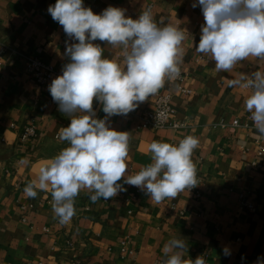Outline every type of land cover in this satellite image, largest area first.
<instances>
[{
    "label": "crops",
    "instance_id": "0c3cea01",
    "mask_svg": "<svg viewBox=\"0 0 264 264\" xmlns=\"http://www.w3.org/2000/svg\"><path fill=\"white\" fill-rule=\"evenodd\" d=\"M55 3L0 0V50L5 49L0 55V264H163L164 245L173 238L186 241L185 258L193 261L201 255L209 264L264 261V154H259L264 135L256 131L245 108L251 90L230 83L242 74L264 73V61L249 57L229 72L217 71L210 56L196 51L205 23L198 0H84V5L95 14L109 6L122 8L132 19L150 10L160 27L171 24L185 30L179 65L185 81L166 78L157 93L128 115L110 117L109 123L130 136L126 175L152 163L153 141L178 144L185 136L197 137L192 160L201 198L181 192L155 203L140 188L124 184L126 191L93 203L89 190L83 189L75 198L71 222L60 224L49 192L26 197L25 185L68 146L57 134L70 124V117L59 111L49 85L30 80L26 61L38 56L60 75L70 62L66 49L77 41L48 13ZM94 43L104 49V58L124 66L120 46ZM181 86L191 93H182ZM159 93L171 96L174 118L186 122V128L141 127L140 117L152 109ZM93 108L96 118L105 117L100 103L94 101ZM235 120L242 125L232 127ZM31 125L37 136L22 142L21 132ZM242 195L255 211L241 206Z\"/></svg>",
    "mask_w": 264,
    "mask_h": 264
},
{
    "label": "clouds",
    "instance_id": "9594fccd",
    "mask_svg": "<svg viewBox=\"0 0 264 264\" xmlns=\"http://www.w3.org/2000/svg\"><path fill=\"white\" fill-rule=\"evenodd\" d=\"M198 5L205 23L196 51L210 56L217 71L229 72L249 57L264 61V0H198ZM125 12L109 6L95 14L84 0H56L48 7L66 36L77 41L67 46L70 62L48 88L59 111L70 117V124L57 134L68 146L40 168L37 179L25 185L24 194L35 198L40 191L49 192L60 224L71 222L75 198L83 189L89 190L95 203L116 197L128 184L160 203L199 183L192 160L199 140L192 135L178 144L153 141L149 146L152 163L126 175L130 136L113 129L109 118L128 115L157 93L166 78L180 75L186 36L185 30L174 25L160 27L150 10L137 19ZM97 40L120 46L124 66L104 58V49L94 43ZM230 83L252 90L245 108L256 131L264 135V73L242 74ZM94 101L102 105L103 119L96 118ZM122 179L123 184L118 183ZM186 251L183 238L170 239L163 248V264H208L204 255L194 261L185 258ZM223 254L230 255V250L225 247ZM257 264L264 261L258 258Z\"/></svg>",
    "mask_w": 264,
    "mask_h": 264
},
{
    "label": "built area",
    "instance_id": "2783aa9c",
    "mask_svg": "<svg viewBox=\"0 0 264 264\" xmlns=\"http://www.w3.org/2000/svg\"><path fill=\"white\" fill-rule=\"evenodd\" d=\"M4 47L0 50V55L4 54ZM27 70L28 76L30 80L40 86L50 85L52 80L58 76L60 73L54 67V65L45 62L40 57H27ZM186 76L180 72V75L172 80L183 82L185 81ZM249 89V88H248ZM251 90V89H249ZM180 91L184 94H190L191 91L181 86ZM252 91V90H251ZM175 111L171 105V96L168 94L159 93L156 96L155 104L149 111H146L141 117V127L143 129H153V130H161V129H174L179 130L186 128L188 125L186 122H180L175 120L174 118ZM242 124L240 121L235 120L232 124V127H240ZM248 126V125H245ZM37 136L36 127L34 125L26 127L20 134V139L22 142H27ZM259 154H264V145L260 146ZM258 168H261L262 165L260 163H256ZM198 175V171H197ZM199 181V175H198ZM198 185V184H197ZM193 193L196 198H201L202 194L198 190V187L195 186L190 191H183ZM240 204L242 207L247 208L251 211H255L254 205L250 203V201L246 198L245 195L240 197ZM209 264V263H208Z\"/></svg>",
    "mask_w": 264,
    "mask_h": 264
}]
</instances>
